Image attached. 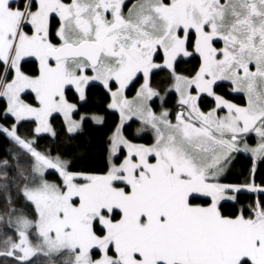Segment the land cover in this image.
Masks as SVG:
<instances>
[{"label": "snow or ice", "instance_id": "6c2138e0", "mask_svg": "<svg viewBox=\"0 0 264 264\" xmlns=\"http://www.w3.org/2000/svg\"><path fill=\"white\" fill-rule=\"evenodd\" d=\"M197 55L192 72L179 69ZM27 58L37 66L26 69ZM156 71L169 87L154 84ZM92 82L120 118L103 175L71 171L36 139L58 136L54 114L69 135L104 122L74 119ZM0 97L12 145L0 158V264H264V0H0ZM24 123L35 126L22 136ZM145 133L152 143L133 142ZM241 153L252 167L224 182ZM224 201L239 209L225 214Z\"/></svg>", "mask_w": 264, "mask_h": 264}, {"label": "trees", "instance_id": "16d2710c", "mask_svg": "<svg viewBox=\"0 0 264 264\" xmlns=\"http://www.w3.org/2000/svg\"><path fill=\"white\" fill-rule=\"evenodd\" d=\"M198 62V55L190 58H181L179 69L187 74L198 67ZM37 63L38 62H36L35 59H27L25 68H34L37 66ZM153 80L154 84H158L161 88L169 87L166 71H156ZM220 83H222L223 86L217 89L218 93L224 95L227 99L238 102L239 104L246 103V97L243 94L232 93L228 83ZM138 87L139 84H136L134 87H130L127 93L129 95L135 94ZM67 95L70 101L74 103L77 102L78 95L74 94V89L68 91ZM25 97L32 102L34 94L28 92ZM203 98L208 104L213 103L212 99L207 98L206 96ZM177 99L178 96L174 91H170L166 95V105L169 109L173 110V116L175 111L178 110L176 108ZM108 103L109 97L106 90L103 89V87L97 82L90 83L87 102L80 103L78 106V114L76 116L79 117L82 114L97 113L104 117V122L96 124L89 118L86 120L82 130L78 134L69 135L64 130L63 117L59 114H54L52 124L58 132V136L53 138L50 134H40V136L36 138L39 147L41 149H52L53 155L60 154L63 158L68 159L70 161V170L72 171H84L94 174L107 172L109 138L120 120L118 112L108 109ZM153 105L157 107V100L153 101ZM5 107L6 101L4 99H0V122L2 123L5 122L3 120V110ZM7 123H12V120H8ZM136 124L137 122H130L125 126V133L129 138L133 137ZM34 126V124L24 123L20 129V134L22 136L28 135V130L34 128ZM151 139V135L148 134L145 137H137L134 140H145L146 142H150ZM248 139L252 142H257L258 140L254 133H250ZM11 146L12 145L5 139V137L0 134V158L5 156L7 149ZM251 167V156L249 154H239L226 181L240 182L243 179L241 172L247 174ZM48 177H57V175L50 172ZM262 180H264V166L258 165L256 182L261 183ZM197 202L199 203L202 201ZM248 202L249 201L247 199L242 201V203ZM222 203L224 205L223 210L225 211V214H231L239 209V205H234V202L232 201H224ZM65 258L66 257H62L61 259Z\"/></svg>", "mask_w": 264, "mask_h": 264}, {"label": "rangeland", "instance_id": "374dc122", "mask_svg": "<svg viewBox=\"0 0 264 264\" xmlns=\"http://www.w3.org/2000/svg\"><path fill=\"white\" fill-rule=\"evenodd\" d=\"M216 47H222L223 46V44H222V42H218V43H216V45H215ZM27 59H34V58H27ZM157 62H161L160 60H157ZM90 74V73H89ZM93 83V82H92ZM218 83H220V82H218ZM225 83H227V82H225ZM230 89H231V87H230ZM28 92H26L25 94H24V99L27 101V102H30L26 97H25V95L27 94ZM220 94V93H219ZM127 95H128V97L129 98H131L132 96H134L135 94H133V95H129L128 93H127ZM162 95H163V93H162ZM207 98H209V97H207ZM0 99H4L5 101H6V99L5 98H3V97H0ZM210 99H212V98H210ZM154 100H157V107H155L154 105H153V101ZM230 100V99H229ZM70 101V100H69ZM153 101H152V106H153V108L155 109V110H157V111H159V109H160V104H161V100L159 99V98H154L153 99ZM165 101H166V96H165ZM233 103H237V104H239L238 102H236V101H234V100H231ZM70 102H72V101H70ZM246 102H247V98H246ZM72 103H74V102H72ZM6 104H7V101H6ZM246 104V103H245ZM210 105V106H209ZM241 105H244V104H241ZM205 106H207V107H205ZM212 106H214V101H213V103L212 104H208L207 102H205V99L202 97V108L205 110V111H207L209 108H211ZM164 107H166V108H169L167 105H166V102L164 103ZM119 114V113H118ZM221 115H223L224 113L223 112H221L220 113ZM82 115H87L88 117H91V116H93V115H98V116H101V117H103L101 114H97V113H90V114H82ZM74 119H79V117H77L76 115L74 116ZM92 120V119H91ZM93 121V120H92ZM94 123H96L95 121H93ZM131 122V121H130ZM130 122H128V124L130 123ZM137 122V124H136V127H135V129L137 128V127H139V122L138 121H136ZM0 123H2V122H0ZM119 123H120V120H119ZM118 123V124H119ZM96 124H101V123H96ZM127 125V124H126ZM125 125V126H126ZM117 127V126H116ZM116 129V128H115ZM115 129H114V131H115ZM134 129V130H135ZM113 131V132H114ZM113 132H112V134H113ZM111 134V135H112ZM148 134H150L151 135V137H152V139H151V141L150 142H146L145 140H133V142L134 143H138V144H150V143H152L153 142V134L152 133H145V134H142V136L141 137H145V136H147ZM125 135H127L126 133H125ZM111 137V136H110ZM141 137H139V138H141ZM131 139V138H130ZM258 141V140H257ZM247 143L250 145V146H252V147H255L256 146V144H257V142H252V141H250L248 138H247ZM126 151V150H125ZM56 155V154H55ZM250 155V154H249ZM65 159V158H64ZM65 160H68V159H65ZM69 161V160H68ZM72 171V170H71ZM50 172H52V170H50ZM73 172H81V173H89V172H84V171H73ZM106 173V172H105ZM105 173H102V174H97V175H103V174H105ZM91 174H94V173H91ZM48 179L49 180H53V181H56V182H59V179L57 178V177H48ZM224 182H226V183H238V182H229V181H224Z\"/></svg>", "mask_w": 264, "mask_h": 264}]
</instances>
